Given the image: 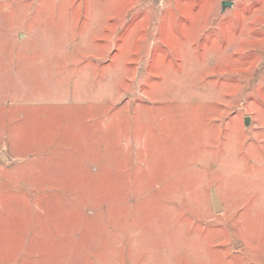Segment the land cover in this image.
<instances>
[{
	"label": "rangeland",
	"instance_id": "obj_1",
	"mask_svg": "<svg viewBox=\"0 0 264 264\" xmlns=\"http://www.w3.org/2000/svg\"><path fill=\"white\" fill-rule=\"evenodd\" d=\"M0 264H264V0H0Z\"/></svg>",
	"mask_w": 264,
	"mask_h": 264
},
{
	"label": "water",
	"instance_id": "obj_2",
	"mask_svg": "<svg viewBox=\"0 0 264 264\" xmlns=\"http://www.w3.org/2000/svg\"><path fill=\"white\" fill-rule=\"evenodd\" d=\"M232 2L231 1H223L222 2V10L225 11L227 7H231ZM248 123V118L245 119V124ZM212 204L214 207V210L216 213H219L222 210V207L220 205L217 193L215 188L212 189Z\"/></svg>",
	"mask_w": 264,
	"mask_h": 264
}]
</instances>
